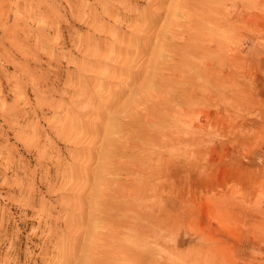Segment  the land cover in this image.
<instances>
[{
	"label": "rangeland",
	"instance_id": "1",
	"mask_svg": "<svg viewBox=\"0 0 264 264\" xmlns=\"http://www.w3.org/2000/svg\"><path fill=\"white\" fill-rule=\"evenodd\" d=\"M0 264H264V0H0Z\"/></svg>",
	"mask_w": 264,
	"mask_h": 264
},
{
	"label": "bare ground",
	"instance_id": "2",
	"mask_svg": "<svg viewBox=\"0 0 264 264\" xmlns=\"http://www.w3.org/2000/svg\"><path fill=\"white\" fill-rule=\"evenodd\" d=\"M113 129L112 127L110 128V130ZM90 219V218H89Z\"/></svg>",
	"mask_w": 264,
	"mask_h": 264
}]
</instances>
